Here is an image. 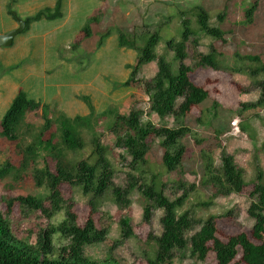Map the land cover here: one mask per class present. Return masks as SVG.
<instances>
[{
	"label": "rangeland",
	"instance_id": "374dc122",
	"mask_svg": "<svg viewBox=\"0 0 264 264\" xmlns=\"http://www.w3.org/2000/svg\"><path fill=\"white\" fill-rule=\"evenodd\" d=\"M256 1L259 6L253 23L247 24L245 11ZM196 6H203L213 22H216L219 15H225L219 27L226 33V42L215 44L224 55L220 60L226 63V67L237 68L238 72L193 69L191 80L209 92L210 100L202 107L194 108L183 121H175L172 117L160 120L149 113V99L143 89L145 82L157 74V62L141 65L129 88L118 86V89H114L113 85L121 86L127 82L130 76L128 66L134 67L137 64L139 50L144 47L146 35H149L146 33L140 36L141 34L147 30L151 34L156 26L164 25L157 47L158 56L164 54L167 39L181 31V21L177 14ZM103 12L107 16L102 18L99 25L91 26V37L85 38L73 52L61 51L59 55L63 58L78 55L84 58L77 62L69 60L56 68H48L46 75L43 73L42 76L39 69L32 70L34 75L31 78V87L24 91L30 98L42 101L51 108L56 107L70 118L89 114L87 106L78 97L90 96L98 114L106 110L118 112L120 115L137 111L140 112L143 123L151 122L156 126L169 128L186 126L189 133L182 140L185 154L179 170L172 173L166 171L163 165L164 151L160 140L155 139H150L151 152L146 169L157 175L158 181L165 185L166 196L172 200L184 191L185 187L179 186L180 181L194 186L187 202L178 211L179 214L191 211L202 220L209 216L218 217V238L223 242L245 234L252 242L259 243L252 234L255 220L249 216L248 209L255 201L251 193L254 190L257 170L264 172V96L257 105L264 91V0H105ZM107 31H112L113 37L106 38L104 47H99L101 38ZM117 31H122L129 40L134 41L137 36L135 47L121 49L115 37ZM82 35L85 37V32ZM211 43L213 39H204L202 51H208ZM188 54L187 63L193 67L192 46H188ZM168 55V60L176 70L178 64L174 63L173 53ZM246 55L259 56L260 60L245 62L241 58ZM23 70L20 66L11 72L21 78L19 74ZM11 72L5 70L3 64L0 65V73L5 75L3 79ZM3 91L0 87V93ZM246 105L247 108H244ZM10 106L11 104L0 106V126ZM111 121V118L103 120L95 126V130L101 144L110 148L109 158L118 171L117 182H120L124 174L130 172L127 167L130 159L125 160L126 152L116 147L115 137L110 130ZM28 122L36 127V132L43 124L40 113L29 114ZM83 136L88 139V135ZM30 141L29 136L24 144L27 145ZM204 151L213 153L215 165L218 167L223 154L235 158L236 164L244 171L247 183L241 193L215 195L211 187L202 184L205 177ZM88 155L89 153H85L83 157L87 158ZM21 160L16 146L0 137V168L4 163L10 162L17 170ZM21 176L22 178L16 179L17 174L13 172L0 181V210L9 220L14 237L35 246L40 234L49 228H56L65 214L51 220L45 213L21 207L18 202L14 203L11 213H8L9 201L27 197L29 194L37 195L43 200L47 198L44 190L33 189L31 170ZM60 192L64 200L71 204V211L77 216L79 227H84L92 216L98 229L105 228L108 231L104 241L83 247L84 256L91 264H147V260L154 256L156 240L163 232V211H154L151 222H145L143 214L146 201L141 192L133 193L131 204L127 208L117 206L110 196H106L97 203L94 212L89 203L92 195H84L78 186L63 184ZM208 202H212L211 205H199ZM45 207L50 208L48 201H45ZM124 219L131 222L134 230L132 238H125L122 234L120 222ZM51 238L54 246L52 258L57 259L60 248L68 247L71 242L64 239L58 231L52 232ZM238 251L239 254L232 264H246L242 249L239 248ZM215 263L213 251H210L205 261H201L189 249L177 252L173 260V264Z\"/></svg>",
	"mask_w": 264,
	"mask_h": 264
},
{
	"label": "trees",
	"instance_id": "16d2710c",
	"mask_svg": "<svg viewBox=\"0 0 264 264\" xmlns=\"http://www.w3.org/2000/svg\"><path fill=\"white\" fill-rule=\"evenodd\" d=\"M258 6L256 1L245 11L247 24L253 23ZM62 7L63 0H58L53 11L45 10L26 19L24 32L37 21L62 18ZM9 13L15 16L12 8ZM103 16L104 13L98 11L88 20L83 29L86 34L84 38L92 36L91 26L99 25ZM177 16L181 21V31L167 39L166 52L160 56L157 54V47L162 38L160 33L165 26H156L151 34L147 30L140 35L149 34L146 35L144 47L139 50L137 64L127 68L130 70L127 82L121 86L113 85L114 89H118V86L129 88L141 65L157 62V74L145 82L143 89L149 99V113L156 115L160 120L172 117L175 121H183L194 108H200L210 100L209 92L191 80L193 69L238 72L237 68L226 67V63L220 60L224 55L218 51L215 44L226 42V33L219 27L224 14L219 15L216 22H213L203 6H196L187 12L178 13ZM111 35L112 31L106 32L99 47H102L104 40ZM116 35L121 49L135 47L137 36L133 41L122 31H117ZM204 39H213L208 51H202ZM188 46L193 49V67L187 63ZM169 53H173L174 63L178 64L176 70L168 60ZM235 56L239 57L238 54ZM241 59L245 62H256L260 57L246 55ZM263 96L264 91L257 105ZM78 100L87 106L89 114L70 118L59 112L56 107L44 105L41 101L30 98L24 90H20L3 117L0 137L16 146L22 160L17 170L10 162L4 163L0 168V181L13 172L17 174L16 179H20L23 173L31 170L33 189L47 193L45 200L29 194L27 197L9 201L8 213H11L14 203L18 202L21 207L45 213L51 220L62 213L65 216L56 228L52 227L41 233L37 244L31 246L14 237L9 220L0 210V264H91L84 256L83 247L104 241L108 231L105 228L98 229L92 216L84 227L77 225V216L71 211V204L64 200L60 192V186L63 184L78 186L86 196L91 194L89 203L93 212L97 209V203L106 196H110L117 206L127 208L135 191L141 192L146 201L143 214L145 222H151L154 211H163V232L156 240V252L147 260V264H173L176 253L186 249L201 261H205L210 251H213L215 264H232L239 254V248L242 249L243 261L246 264H264V172L261 169L257 170L254 190L251 193L255 201L248 209L249 216L255 220L252 234L259 243L252 242L245 234L223 242L218 238V217L209 216L202 220L191 211L178 213L187 202L190 192H193V185L180 181L179 186L185 187L184 191L172 200L166 196L165 185L158 181L157 175L146 169L151 152L150 139H155L160 140L164 151L163 165L166 171L172 173L179 170L185 154L182 140L189 133L186 126L169 128L156 126L151 122L143 123L142 116L137 111L120 115L118 112L106 110L98 114L90 96H79ZM31 113H40V119L43 121L38 132L36 127L28 122ZM108 118L112 119L110 130L115 137L116 147L126 152L125 160L130 159L127 166L130 172L125 173L120 182H117L118 171L109 158L110 148L101 144L99 134L95 130V126ZM85 134L88 139L83 136ZM29 136L31 141L25 145L24 141ZM85 153H89L87 158L83 157ZM204 158L205 177L202 184L211 187L215 195L241 193L247 186L244 171L236 164L233 156L223 154L219 167L215 165L211 151L206 152ZM121 159L124 160L122 156ZM45 201L49 202L50 208L45 207ZM211 203L199 205L208 206ZM120 226L125 238L133 237L134 230L128 219L122 220ZM56 231L60 232L64 239L70 240L71 244L60 248V256L53 259L51 233Z\"/></svg>",
	"mask_w": 264,
	"mask_h": 264
},
{
	"label": "crops",
	"instance_id": "0c3cea01",
	"mask_svg": "<svg viewBox=\"0 0 264 264\" xmlns=\"http://www.w3.org/2000/svg\"><path fill=\"white\" fill-rule=\"evenodd\" d=\"M57 3L58 0H0V36L16 30L19 20L25 22L42 11H53ZM11 8L15 16L9 13ZM104 9L105 0H63L62 18L37 21L28 31L18 35L11 47L0 48V65L3 64L5 70L11 72L20 66L24 68L19 74L21 78L11 72L3 79L5 75L0 73V87L4 90L0 93V106L12 104L20 90L31 87L32 70L39 69L42 76L43 73L46 75L48 68L59 67L69 60H82L84 56L63 58L59 55L61 51L73 52L86 40L82 32L88 20ZM106 16L104 13L103 19ZM115 37L118 39L117 35Z\"/></svg>",
	"mask_w": 264,
	"mask_h": 264
},
{
	"label": "water",
	"instance_id": "95a60500",
	"mask_svg": "<svg viewBox=\"0 0 264 264\" xmlns=\"http://www.w3.org/2000/svg\"><path fill=\"white\" fill-rule=\"evenodd\" d=\"M19 27L6 34L0 36V48H9L13 45L15 38L20 35L26 28V23L22 20L18 21Z\"/></svg>",
	"mask_w": 264,
	"mask_h": 264
}]
</instances>
